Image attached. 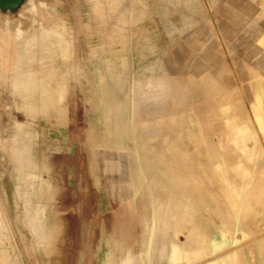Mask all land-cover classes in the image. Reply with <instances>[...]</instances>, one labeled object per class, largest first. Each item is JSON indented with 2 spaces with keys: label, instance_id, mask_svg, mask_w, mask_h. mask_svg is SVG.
Listing matches in <instances>:
<instances>
[{
  "label": "rangeland",
  "instance_id": "obj_1",
  "mask_svg": "<svg viewBox=\"0 0 264 264\" xmlns=\"http://www.w3.org/2000/svg\"><path fill=\"white\" fill-rule=\"evenodd\" d=\"M30 1L22 0L15 9L0 8L2 26L4 19L14 18L12 21L15 22L16 18L26 13V18L21 19L24 27L28 28L31 19L27 16L29 9L26 7ZM43 1L47 6L51 5V10L39 7L36 26L42 23L48 27L57 26L69 43L66 90L62 107L58 109L60 114L45 118L38 115L30 120L17 108L16 97L11 91L12 76L8 75L10 78L0 83V205L6 229L7 226L9 229L4 228L2 236L5 237L2 238L12 234V238L9 236L10 239H6L12 242V256L18 251L25 264H106L107 254L111 251V264H129L128 258L132 259L131 264H145L149 240L154 234L153 264H208L210 259L233 249H241L247 255L249 264H264V242L260 246L262 255L257 245V238H264V212L259 214L255 211L256 215L251 209L238 213L231 201L236 198L235 190L240 191L244 187L237 186L236 189L231 182L238 185L252 182L250 186H257L252 197H260L264 206V191H259L262 187L264 190V108H258L260 99L257 97L264 91L259 87L264 88V67L254 66L248 55L250 42L264 40V0H144L143 4L137 0H121L116 10L110 8L108 0H101V10L97 9L96 0ZM139 6L142 11L140 20L134 21L133 10ZM50 11L54 13L50 14ZM2 26L0 61L9 49H14L11 43L15 45L4 34L5 26ZM121 32L125 33V37H121ZM6 42L10 45L7 46L9 49L5 48ZM1 47L8 51L3 53ZM260 48L264 52V41ZM12 56H7L11 57L10 61ZM140 75L144 76L143 80ZM157 82H161L158 87ZM139 84L141 93L137 91ZM126 96L129 99L125 111L127 136L125 146L118 147L116 135L109 133L107 128L106 101L109 98L115 113ZM28 120L34 124L41 138L45 135L49 140H58L62 144L60 149L51 153L52 174L57 180H52L46 197L56 226L52 229L47 253L38 246L33 247L32 237L21 219L23 201L16 194V162L12 152L14 146L12 149L10 146L14 145L12 136L17 133L16 122ZM134 124H142V129L140 126L136 131ZM110 126L113 127V124ZM238 135L242 138H237ZM135 137H140V140L137 138L140 143ZM1 142L4 144L1 145ZM6 143H10L9 146ZM137 144H141L140 149L135 148ZM141 147L146 149L144 154L153 151L147 154L149 158L143 156L144 149L141 151ZM120 153L129 158L125 160V166L130 179L112 190L111 179L121 175ZM109 154L116 157L113 169H110ZM136 154L148 161L144 163L145 177L142 179L139 178L141 166ZM156 156L161 157L160 160ZM155 158L163 163L164 169L162 165V169L156 168L159 164H155ZM216 158L219 160L216 161ZM237 160L242 162L241 165L246 163L241 166ZM232 166L238 171L234 172ZM171 172L177 182L174 178H167L166 174ZM255 173L259 176L255 177ZM252 178L260 180V183L253 182ZM157 182L161 183L160 187ZM123 189L127 190V194L120 196ZM171 192L173 194L169 195ZM179 192H189V197L194 194L192 203L193 200L198 203L199 209L191 213V219L194 217L195 222L203 226L206 235L199 255L183 251L184 238L192 226L184 228L180 237L176 235L180 214ZM156 197L161 202H168L171 197L172 211L163 209L157 214L159 203ZM237 202L239 204L240 200L237 199ZM237 217L244 218L246 222L249 230L247 238L242 231L236 230ZM220 222L229 226L232 237L218 249L213 238ZM175 248L178 250L176 255ZM229 264L236 263L230 260Z\"/></svg>",
  "mask_w": 264,
  "mask_h": 264
},
{
  "label": "bare ground",
  "instance_id": "obj_2",
  "mask_svg": "<svg viewBox=\"0 0 264 264\" xmlns=\"http://www.w3.org/2000/svg\"><path fill=\"white\" fill-rule=\"evenodd\" d=\"M22 0H20L21 3ZM26 1V0H25ZM72 1V0H71ZM109 1V6L110 8L116 10L120 7L121 5V0H108ZM138 3L143 4L144 0H137ZM19 3V5H20ZM25 3V2H24ZM72 3V2H71ZM28 3L26 2V5ZM137 4V3H135ZM18 5V6H19ZM25 5V4H24ZM23 6V4H22ZM40 6H44V7H50L51 5L47 6V3L44 2L43 0H39L36 2V0H31L29 5L26 7L29 9L28 11V15L29 18L31 19L28 28L24 27V22L21 19L22 17L26 16V13H24L21 18L17 19L16 17V21L13 22L12 19L10 18H6L4 19V25L2 26V23L0 22L1 26L4 27V34L7 36V38L9 40H12L15 42H12V46L14 47L13 50L9 49L10 46L8 42L7 45H5L6 49L8 48V50H4V47H1L4 51L3 53H5L6 51H8V53L10 52V50L12 51L11 53H9L12 56V60L10 61V58L7 56H10L8 53H5V57L3 58V60L0 61V73H1V78H0V83L1 82H5L7 80V78L9 77L8 75H10V79H11V91L13 93V95L16 97L15 103L17 105V108L23 112L27 118H29L30 120H33V118L37 117L38 115H42L45 117H49L51 115H57L60 114V112H58V109H61L62 107V103L64 100V96H65V90H66V68H67V58L69 56V43L64 35V33L60 30L57 29L56 27H48L46 25H44L43 23L40 24L39 27L36 26V22H38L37 19V13L39 10ZM131 6V5H130ZM25 7V6H24ZM96 7L98 10H101L102 7V3L101 0H96ZM2 8V7H0ZM11 8V7H8ZM52 8V7H51ZM187 8V7H186ZM4 9V8H2ZM7 9V8H5ZM21 9V8H20ZM67 9V8H66ZM90 9V8H89ZM188 9V8H187ZM9 10V9H8ZM48 11L51 10L50 8L47 9ZM68 10V9H67ZM131 10V8H130ZM45 11V10H44ZM46 11V12H48ZM55 11V10H53ZM52 11V12H53ZM57 11V10H56ZM66 11V10H64ZM144 11V10H143ZM20 12V10H19ZM50 11V14L52 13ZM59 12V11H58ZM54 13V12H53ZM52 13V14H53ZM57 13V12H55ZM60 13V12H59ZM58 13V14H59ZM91 13V12H90ZM6 14V13H5ZM19 14V13H18ZM49 14V15H50ZM57 14V15H58ZM62 14V13H61ZM142 14V11L139 8H135L133 10V20L134 21H139L140 20V16ZM242 14V13H241ZM1 15H3L1 13ZM70 15V14H69ZM67 15V16H69ZM193 15V13H192ZM4 16V15H3ZM19 16V17H20ZM74 16V15H73ZM9 17V15H8ZM70 17V16H69ZM26 18V17H25ZM235 18V17H234ZM72 19V18H70ZM131 19V18H130ZM247 19V18H246ZM47 20V19H46ZM1 21V18H0ZM73 22H71L72 24ZM0 26V27H1ZM188 26V25H187ZM76 27V26H75ZM169 27V26H168ZM172 28V27H171ZM62 29L65 30V25L62 26ZM2 29L0 28V31ZM176 30V29H175ZM180 30V29H179ZM167 31H170V29H168ZM181 31V30H180ZM184 31V30H183ZM186 31V30H185ZM184 31V32H185ZM189 31V30H188ZM80 32V31H79ZM183 32V33H184ZM182 33V34H183ZM1 34L3 35V32L1 31ZM1 37V35H0ZM121 37H125V33L121 32ZM171 37V36H170ZM260 38V37H259ZM258 38V39H259ZM7 39V40H8ZM6 40V39H5ZM83 40V39H82ZM124 40V39H123ZM173 40V39H172ZM263 40V39H262ZM2 41V40H1ZM0 41V42H1ZM221 41V40H220ZM264 41V40H263ZM263 41H260V43ZM86 42V41H85ZM124 42V41H123ZM3 44H5L4 42H2ZM259 41L257 39H254L252 42L249 43L248 45V55L249 57L252 58V61L254 63V66H257L258 68H263L264 67V52L262 50V48H260V44ZM1 45V44H0ZM80 45V44H79ZM2 46V45H1ZM12 47V48H13ZM79 50V48H78ZM80 51V50H79ZM126 51V50H124ZM123 51V52H124ZM262 51V52H261ZM86 52V51H85ZM122 52V51H121ZM84 53V52H83ZM130 53V52H129ZM128 53V54H129ZM1 54V52H0ZM85 54V53H84ZM83 54V55H84ZM123 53H120V55ZM125 54V53H124ZM3 55V54H2ZM80 55V54H79ZM87 55V53L85 54ZM123 56V55H122ZM125 56V55H124ZM126 58V56H125ZM130 58V57H129ZM126 59H123L122 61H124ZM10 61V62H9ZM124 63V62H122ZM126 63V62H125ZM124 63V64H125ZM159 63V62H158ZM131 65V64H130ZM153 67V66H151ZM139 69V68H138ZM12 71L11 74H9V72ZM130 71V70H129ZM128 71V72H129ZM137 71V69H136ZM139 76V74H137ZM142 76V75H140ZM142 76V80H143ZM8 79V80H10ZM150 80V79H149ZM162 80V79H161ZM137 81V80H136ZM168 82V81H167ZM166 82V89L168 90V83ZM138 83V82H137ZM158 83V82H157ZM161 83V82H160ZM157 84L158 85L160 84ZM131 85V84H130ZM156 86V85H155ZM162 87L165 88V86H163L161 84ZM160 86V87H161ZM151 87V86H150ZM260 89L264 90V88L262 86H260ZM133 88V86H132ZM163 88V89H164ZM170 88V87H169ZM77 89V88H76ZM158 89V88H157ZM156 89V90H157ZM141 84L138 85V89L137 91L139 93H141ZM159 90V89H158ZM260 90V91H261ZM133 91V90H132ZM131 91V92H132ZM171 91V90H170ZM154 92V91H152ZM169 92V91H168ZM175 92V91H174ZM1 93V92H0ZM150 93V92H149ZM155 93V92H154ZM157 93V91H156ZM159 93V92H158ZM138 94V93H137ZM136 95L139 96V95ZM163 94V93H162ZM166 94V93H165ZM141 95V94H140ZM157 95V94H156ZM154 95V96H156ZM160 95V94H159ZM259 95V96H258ZM257 97H259L260 101L258 103V108L261 110L264 108V91H261L260 93H258ZM1 96V95H0ZM158 96V95H157ZM161 96V95H160ZM69 97V96H67ZM66 97V98H67ZM4 98V97H3ZM132 98V97H131ZM159 98V97H158ZM69 99V98H68ZM134 99V97H133ZM141 99V98H139ZM4 100V99H3ZM70 100V99H69ZM109 98L106 101V108H107V118L109 121L108 124V131L109 133H113L116 135V142L118 147H124L125 146V138L127 136V128H126V116H125V111L128 109V104H129V99L126 96L125 99H123L120 104L117 106L115 113H113L112 108L109 104ZM137 102V100H135ZM1 102V101H0ZM134 102V100L132 101ZM144 102V101H142ZM3 103V102H2ZM138 103V102H137ZM136 103V104H137ZM145 103V102H144ZM67 104V103H66ZM11 105V104H10ZM68 105V104H67ZM135 105V104H134ZM133 105V106H134ZM139 105V104H138ZM69 106V105H68ZM136 106V105H135ZM134 106V107H135ZM241 106V105H240ZM261 106V107H260ZM228 106L226 105V108ZM263 107V108H262ZM11 108V107H10ZM137 110V109H136ZM142 110V109H141ZM229 110V108H228ZM237 110V109H236ZM18 111V110H17ZM68 111V110H67ZM133 111V110H132ZM241 111V110H240ZM9 112V111H8ZM133 113V112H132ZM234 113H236L234 111ZM1 114V113H0ZM131 114V112H130ZM237 114V113H236ZM3 116V114H2ZM14 116V115H13ZM65 118V117H64ZM238 118V117H237ZM68 119V118H67ZM164 119V118H163ZM159 120V119H157ZM22 121V120H20ZM143 121V120H142ZM141 121V122H142ZM146 121V120H145ZM144 121V122H145ZM110 122H113V127H111ZM138 122V121H137ZM140 122V121H139ZM140 122V123H141ZM149 122V121H148ZM152 122V120H151ZM136 123V122H134ZM144 124V123H142ZM141 124V125H142ZM65 125V124H64ZM135 125V124H134ZM141 125H135V129L136 131L139 130V127ZM256 125V124H255ZM66 126V125H65ZM194 126V125H193ZM16 127H17V133L15 135L12 136V141L14 145L10 146V148L12 149L13 147V155L15 157L14 162H16V187H17V192L16 194H18V196L20 197V199L23 201V207H22V217L21 219H23V221L25 222L26 227L28 228V232L31 235L32 239H31V243L33 245L34 248H36V246L42 248L46 253L48 252V241L51 237V233H52V229L54 226H56V222H54L55 217L51 214V212L48 209V202H47V197L46 194L49 190V187L51 185L52 180H57V178L52 174V162H51V153L52 150L54 149H60L61 145L59 142L57 141H51L49 140V138H47L45 135L41 138V136L39 135V131H36L34 128V124L31 121H25V122H16ZM69 128V127H68ZM142 129V126L140 127ZM7 128H5L6 130ZM235 129V128H234ZM4 130V131H5ZM230 130V129H229ZM233 130V128L231 129ZM135 131V132H136ZM142 131V130H141ZM145 131V129L143 130ZM142 131V132H143ZM154 131V130H153ZM142 132H140L142 134ZM149 132V131H147ZM231 132V131H230ZM6 133V131H5ZM73 133V132H72ZM144 133V132H143ZM151 133V131H150ZM136 134V133H135ZM140 134V136H141ZM146 134V132H145ZM144 134V135H145ZM155 134V133H153ZM197 134V133H196ZM199 134V133H198ZM138 134H136L137 136ZM143 135V134H142ZM148 135V134H146ZM150 136V135H149ZM179 136V135H178ZM197 136V135H196ZM231 136V135H230ZM142 137V136H141ZM234 137V136H233ZM237 138H242V136L238 135L236 136ZM258 137V136H256ZM136 138V137H135ZM138 139L140 137H137ZM136 138V140H137ZM144 138V137H143ZM158 138V137H157ZM180 138V137H179ZM178 138V139H179ZM254 138V137H253ZM55 139V138H54ZM134 139V138H133ZM197 139V138H196ZM259 139V137H258ZM2 140V139H0ZM6 140V139H5ZM9 140V138L7 139ZM135 140V139H134ZM140 140V139H139ZM144 140V139H143ZM180 140V139H179ZM254 140V139H253ZM262 140V139H261ZM66 141V140H65ZM75 141V140H74ZM138 141V140H137ZM136 141V142H137ZM146 141V140H145ZM144 141V143L146 144V142ZM230 141H232L230 139ZM236 141H238L236 139ZM244 141V140H242ZM256 141V140H255ZM5 142V141H4ZM134 141V143H136ZM140 143V141H138ZM233 143L235 142L232 141ZM241 142V140H240ZM245 142V141H244ZM143 143V142H142ZM178 143V142H177ZM233 143H229V144H233ZM239 143V141H238ZM243 142H241L242 144ZM4 144L3 142H1V145ZM7 144V143H6ZM10 144V143H9ZM9 144H7V146H9ZM12 144V143H11ZM179 144V143H178ZM236 144V143H235ZM263 144V143H262ZM261 144V145H262ZM141 145V144H139ZM139 145H135L134 147L136 149H140ZM150 145V144H149ZM148 145V146H149ZM181 145V144H180ZM240 145V144H239ZM243 145V144H242ZM242 145L240 146L242 148ZM5 146V145H3ZM183 146V145H182ZM181 146V147H182ZM233 146V145H232ZM235 146V145H234ZM245 146V145H243ZM70 147V145H69ZM143 147V144H142ZM141 147V151L144 149H142ZM261 147V146H260ZM264 147V146H263ZM8 148V147H7ZM7 148H5L7 150ZM134 148V149H135ZM150 148V147H149ZM235 148V147H234ZM240 148V149H241ZM11 149H9V152H11ZM98 149V148H96ZM100 149V148H99ZM110 149V148H109ZM186 149V148H185ZM236 149V148H235ZM246 148H243V150ZM152 150V149H149ZM156 150V149H155ZM187 150V149H186ZM248 150V149H247ZM246 150V151H247ZM8 151V150H7ZM101 151V150H100ZM119 150H117L118 152ZM126 151V150H125ZM140 151V150H139ZM140 151V152H141ZM144 151H146V149L143 150V154ZM104 152V151H103ZM112 152V151H111ZM122 152V151H120ZM124 152V151H123ZM139 152V153H140ZM149 152V151H148ZM153 152V151H152ZM149 152V153H152ZM243 152V151H242ZM248 152V151H247ZM107 153V152H105ZM128 153V152H127ZM135 153V151H134ZM137 153V152H136ZM149 153H145L143 156L149 154ZM12 154V153H11ZM96 154V153H95ZM94 154V155H95ZM104 154V153H103ZM131 154V153H130ZM157 154V153H155ZM159 154V152H158ZM222 154V153H221ZM245 154V153H243ZM261 154V153H259ZM6 155V154H5ZM100 155V154H99ZM110 155V154H109ZM118 155V154H117ZM120 155V157H119ZM118 155L119 159L121 158V166H120V170H121V175L119 176V178H113L110 181V187L112 188V190H114L113 188H116L117 186H119L121 183L127 181L129 178V173H127V168L125 166V160L128 158L126 157L124 153H120ZM137 155V154H136ZM141 155V154H140ZM248 155V154H247ZM134 156V154H133ZM138 156V155H137ZM149 158V155H147ZM163 156V155H162ZM170 156V155H169ZM223 156V154H222ZM246 156V155H245ZM130 157V156H129ZM135 157V156H134ZM158 157V156H156ZM247 157V156H246ZM259 157V156H258ZM114 158L112 155H110L109 159V164H110V169L114 168ZM138 161L140 162V166H141V171L139 174V178L142 179L143 177H145L143 170L145 169L144 167V163L147 161L146 157H141L138 156ZM136 158V159H137ZM159 158V157H158ZM161 158V157H160ZM159 158V160H160ZM213 158V157H212ZM220 158V157H219ZM222 158V157H221ZM220 158V159H221ZM249 158V157H247ZM263 158V157H262ZM13 159V158H12ZM96 159V158H95ZM135 159V160H136ZM164 159V158H162ZM241 159V158H240ZM252 160L254 158H251ZM129 160V158H128ZM134 160V159H133ZM132 160V161H133ZM149 160V159H148ZM152 160V159H150ZM155 164H159L156 165V168H161L160 165H162V168L165 167L163 166V163L160 164L157 160V158H155ZM171 160V159H170ZM219 159L216 158V161H218ZM229 160V159H228ZM243 159H241L242 161ZM261 160V159H260ZM259 160V161H260ZM130 161V163L132 162ZM224 161V159H223ZM221 161V163L223 162ZM240 161V160H239ZM237 160V162H239ZM264 161V160H263ZM94 161H92L93 163ZM129 162V161H128ZM148 162V161H147ZM153 162V160H152ZM163 162V161H160ZM166 162V160H165ZM168 162V161H167ZM227 162V161H226ZM251 162V160L249 161ZM262 162V161H261ZM96 163V162H95ZM134 164L136 162H133ZM169 163V162H168ZM214 163V162H213ZM217 163V162H216ZM225 163V162H224ZM242 163V162H241ZM241 163H237L239 165H241ZM246 162H243V164L241 166H243ZM259 163V162H258ZM258 163H256V165H258ZM128 164V163H126ZM132 164V163H131ZM131 164H128L131 165ZM153 164V163H152ZM226 164V163H225ZM231 164V163H230ZM234 164V163H233ZM8 165V164H7ZM167 165V164H166ZM227 165V164H226ZM255 165V166H256ZM260 165V163H259ZM258 165V166H259ZM97 166V165H96ZM153 166V165H152ZM224 166V165H222ZM229 166V165H228ZM227 166V167H228ZM231 166V165H230ZM240 166V167H241ZM105 167V166H104ZM225 167V166H224ZM226 167V168H227ZM236 166H234L235 168ZM249 167H251L249 165ZM253 167V166H252ZM251 167V168H252ZM161 168V169H162ZM169 168V167H167ZM221 168V167H220ZM231 168V167H230ZM242 168V167H241ZM245 168V167H244ZM254 168V167H253ZM252 168V169H253ZM259 168V167H258ZM262 168V167H261ZM103 169V168H102ZM128 169H130V167H128ZM132 169V168H131ZM164 169V168H163ZM233 169V166H232ZM151 170H153V168H151ZM150 170V171H151ZM166 170V169H165ZM164 170V171H165ZM176 170V169H175ZM218 170V169H217ZM234 170V169H233ZM237 170V169H235ZM234 172H237L235 171ZM136 171V170H135ZM161 171V170H160ZM159 171V172H160ZM162 172V171H161ZM219 172V171H218ZM217 172V175H218ZM222 172V170H221ZM224 172V171H223ZM227 172V171H225ZM231 172V171H228ZM243 172V171H241ZM1 173V172H0ZM101 173V172H100ZM135 173V172H134ZM149 173V172H148ZM155 173V172H154ZM167 173V172H165ZM164 173V174H165ZM169 173V172H168ZM257 173V171H256ZM255 173V175H256ZM153 174V173H152ZM157 174V173H156ZM155 174V176H156ZM160 173H158L159 175ZM237 174V173H236ZM251 174V173H250ZM107 175V174H105ZM111 175V174H110ZM113 175V174H112ZM136 175H137V171H136ZM151 175V174H150ZM154 175V174H153ZM167 178L172 180L173 174L172 172L168 175ZM229 175V174H228ZM240 175V174H239ZM244 175V174H243ZM253 175V174H252ZM11 176V175H10ZM104 176V174H103ZM135 176V174H134ZM160 176V175H159ZM158 176V177H159ZM222 176V174H221ZM231 176V175H230ZM229 176V177H230ZM259 176V174H258ZM257 175L255 177H258ZM115 177V176H114ZM131 177V176H130ZM137 177V176H135ZM192 177V176H191ZM223 177H226L223 174ZM221 177V178H223ZM228 177V178H229ZM251 177V176H250ZM161 178L163 179V176H161ZM181 178V177H180ZM187 178V177H186ZM220 178V179H221ZM233 178V177H232ZM236 178V177H235ZM260 178V177H259ZM104 179V178H103ZM132 179V178H131ZM244 179V178H243ZM262 179V177H261ZM7 180V179H6ZM97 180V179H96ZM106 180V179H105ZM159 180V178H158ZM175 180V178L173 179ZM225 180V179H224ZM230 179H228L229 181ZM234 180V179H233ZM242 180V179H241ZM253 180V178H252ZM256 180V181H255ZM131 181V180H129ZM157 181V180H156ZM176 181V180H175ZM235 181V180H234ZM105 182V181H104ZM136 182V181H135ZM167 182V181H166ZM177 182V181H176ZM175 182V183H176ZM184 182V180L182 181ZM236 182V181H235ZM253 182H259L260 180L257 181L256 178H254ZM6 183V182H5ZM107 183V182H106ZM127 183V182H126ZM169 183V182H168ZM200 183V181H199ZM222 183H225L222 180ZM229 184V186L232 184H234V187L237 186H244L243 190H235L236 193V198H233L232 204L234 206V209L236 210V212H241L243 210H251L254 211V214H256V212L262 213L264 212V206H263V201L260 200V197L256 198V197H252V192L253 189H255L256 187L250 186V183L252 182H248L249 184L244 183L243 185H238L237 183L231 182V184L229 182H227ZM226 183V184H227ZM262 183V182H261ZM157 184H161L160 182H157ZM163 184V183H162ZM173 184V183H172ZM264 184V183H262ZM164 185V184H163ZM170 186V184H168ZM174 185V184H173ZM252 185V184H251ZM259 186V184H257ZM108 186V185H107ZM121 186V185H120ZM137 186V185H136ZM205 186V185H204ZM222 186V184H221ZM228 186V185H227ZM228 186V188H230ZM263 186V185H262ZM7 187V186H6ZM5 187V188H6ZM160 187V185H159ZM164 187V186H163ZM196 187V186H195ZM224 187V185H223ZM226 187V186H225ZM233 187V186H232ZM1 188V187H0ZM147 188V187H146ZM145 188V189H146ZM190 188V187H189ZM203 188V187H201ZM226 189L227 193L230 191H228L229 189ZM261 188V187H260ZM263 188V187H262ZM260 189L259 191L262 190V192L264 191L263 189ZM173 189V188H172ZM176 189V187H175ZM206 189V188H205ZM224 189V188H223ZM232 189V188H230ZM234 189V188H233ZM3 190V189H2ZM167 190V189H166ZM245 190V191H244ZM257 190V189H256ZM208 191V190H207ZM205 191V192H207ZM232 191V190H231ZM234 191V190H233ZM234 191V192H235ZM255 191V190H254ZM258 191V192H259ZM138 191H136L137 193ZM165 192V190H164ZM204 192V191H203ZM210 191H208L207 194H209ZM261 192V193H262ZM113 193V192H112ZM228 193V194H229ZM260 193V195H261ZM10 194V193H9ZM109 194V193H108ZM126 195L127 194V190L123 189V191L121 192V195ZM173 192H171L172 195ZM179 196H181L180 199V214L178 217V220L176 222V235L180 237V235L182 234V231L184 228H187L188 225L192 226L190 227V229L188 230V234L186 235V237L184 238L185 241V248L183 249L184 252L186 253H194L195 255H199V253L201 252L205 242H206V235L203 233V226L196 223L193 217V219H191V213L197 211L199 209L198 207V203H192L191 197H193V195L189 197V192L187 194L185 192H179ZM234 194V193H233ZM263 194V193H262ZM165 195V194H164ZM211 195V193H210ZM254 195V194H253ZM259 195V194H258ZM259 195V196H260ZM110 196V195H109ZM119 196V195H118ZM130 197V196H128ZM233 197V196H232ZM263 197V195H262ZM5 198V197H4ZM158 200V208H157V214L161 213L163 209H167L169 212L172 211L173 208V202L170 201L169 199L171 197H169L168 202L165 200H163V202L160 201V199L158 197H156ZM213 198V197H212ZM6 199V198H5ZM15 199V198H14ZM119 199V197H118ZM237 199L240 200L239 204L237 202ZM127 200V199H126ZM6 201V200H5ZM15 201V200H14ZM19 203V202H18ZM126 203V202H125ZM212 203V202H211ZM14 204V203H13ZM213 204H214V200H213ZM19 205V204H18ZM125 205V204H124ZM155 205V204H154ZM215 205V204H214ZM156 208V206H154ZM153 207V209H154ZM210 207V206H208ZM18 208V207H17ZM16 208V210H17ZM213 208V207H212ZM152 209V210H153ZM21 210V209H20ZM155 210V209H154ZM8 211V210H7ZM164 211V210H163ZM166 211V210H165ZM256 211V212H255ZM261 211V212H260ZM15 212V209H14ZM120 212V211H119ZM18 213V212H17ZM165 213V212H164ZM258 214V213H257ZM256 214V215H257ZM168 215V213H167ZM233 215V213H232ZM262 215V214H261ZM156 217V216H155ZM167 217V216H166ZM196 217V216H195ZM3 218V219H2ZM238 218V217H237ZM257 218V217H256ZM244 219V218H243ZM243 219H237V231H242V233H244L245 237L247 238L249 234V230L248 227L246 225L245 220ZM14 220V219H13ZM56 220V219H55ZM202 220V219H201ZM6 220H4V215L2 214V208L0 205V264H25V259L24 257L18 252L16 251V254H14V256H12V251L10 249L12 242H9L10 238H12V234L10 236V234L7 236V238L9 241H6V239H3L2 236L3 235V230L4 228L6 229ZM22 221V220H21ZM128 221V220H127ZM19 222V221H18ZM219 222V221H218ZM236 224V223H235ZM155 226V224H154ZM217 226V225H216ZM63 227V225H62ZM65 228V226L63 227ZM154 228V227H152ZM8 229V226H7ZM6 229V230H7ZM122 229V228H121ZM9 230V229H8ZM235 230V229H234ZM174 231V230H173ZM123 232V231H122ZM230 229L229 226H227L225 224V222H220L218 224V230L217 232L214 234V238H213V242L217 245V248L220 249L223 247L224 243H227V241L230 239V236L232 237V235H229ZM235 232V231H234ZM233 232V233H234ZM54 233V232H53ZM131 234V232H129ZM231 233V232H230ZM232 233V234H233ZM238 233V232H237ZM25 234V233H22ZM236 234V232H235ZM56 235V234H54ZM128 235V234H127ZM148 235V234H147ZM23 236V235H22ZM122 236V235H121ZM234 236V235H233ZM238 236V235H237ZM243 236V237H244ZM128 237V236H127ZM132 237V236H131ZM122 238V237H121ZM125 238V237H123ZM122 238V239H123ZM134 238V237H133ZM149 238V237H147ZM245 238V239H246ZM128 238H126L127 240ZM144 239V238H143ZM233 239V238H231ZM239 239V238H238ZM244 239V238H243ZM13 240V239H12ZM155 235L153 234L151 236V239L149 240V248L146 252V256H148L147 258V262L145 264H153V255L152 252L155 250ZM137 241V240H136ZM226 241V242H225ZM146 242V241H145ZM234 242V241H233ZM262 242H264V238H257V245L259 248V254L262 255L261 253V249L260 246L263 245ZM16 245V244H15ZM15 247V246H14ZM172 248V247H171ZM229 249V248H228ZM37 250V249H36ZM227 250V249H226ZM177 249H174V254H177ZM32 252V251H31ZM34 252V251H33ZM182 252V251H181ZM230 252V251H229ZM226 252L224 254L218 255L215 258H212L209 260L208 264H229V261L232 260L234 261L236 264H249L248 261V257L245 253H243V251L241 249H236V250H232V252ZM32 254V253H31ZM111 255L113 256L112 252H108L107 254V261L106 264L110 263L113 259H109L111 257ZM31 256V255H29ZM26 257V256H25ZM32 257V256H31ZM31 257H29L31 259ZM146 258V257H145ZM117 259V258H116ZM129 264H131L132 259L128 258L127 259ZM60 261V259H59ZM59 264V262H58Z\"/></svg>",
  "mask_w": 264,
  "mask_h": 264
},
{
  "label": "water",
  "instance_id": "obj_3",
  "mask_svg": "<svg viewBox=\"0 0 264 264\" xmlns=\"http://www.w3.org/2000/svg\"><path fill=\"white\" fill-rule=\"evenodd\" d=\"M20 3V0H0V7L8 8L11 7L13 9L17 8Z\"/></svg>",
  "mask_w": 264,
  "mask_h": 264
}]
</instances>
